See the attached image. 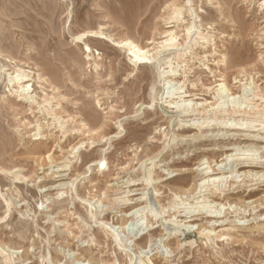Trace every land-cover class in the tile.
Wrapping results in <instances>:
<instances>
[{"label":"rangeland","instance_id":"obj_1","mask_svg":"<svg viewBox=\"0 0 264 264\" xmlns=\"http://www.w3.org/2000/svg\"><path fill=\"white\" fill-rule=\"evenodd\" d=\"M0 264H264V0H0Z\"/></svg>","mask_w":264,"mask_h":264},{"label":"bare ground","instance_id":"obj_2","mask_svg":"<svg viewBox=\"0 0 264 264\" xmlns=\"http://www.w3.org/2000/svg\"><path fill=\"white\" fill-rule=\"evenodd\" d=\"M190 2V1H189ZM189 2H187V3H189ZM187 6H188V4H187ZM192 9V8H191ZM191 12V16H195V13L194 12H192L193 10H190ZM179 12V11H178ZM177 14V13H176ZM181 15H183V14H178L176 17H175V19L177 20V23L180 21L179 19H180V17H181ZM197 16V15H196ZM198 18V17H197ZM193 19V18H192ZM197 20V19H196ZM194 21V20H193ZM193 25L195 26V24H194V22H193ZM190 30H191V27L189 28ZM188 29V35H189V37H191L192 36V32L190 31ZM102 30V29H101ZM187 31V30H186ZM173 35V34H172ZM83 37H91V39H92V37L93 38H97V39H99V40H106V41H109V40H107L108 39V36L105 34V33H103V32H91V33H89V34H84V35H82L81 37H79V38H77L78 40H81V38H83ZM95 40V39H94ZM90 41V40H89ZM167 41H174L175 42V39H174V37L173 38H171L170 40L168 39ZM169 42V43H170ZM165 43H167L166 41H165ZM164 43V44H165ZM124 45L126 46V48H127V51H128V53H129V56L131 57V63L132 64H135L136 66H138V65H143V64H150V65H154V62L152 61V58H151V56H150V53H149V51L147 50V49H141V48H139L138 46H136L132 41H129V40H127V41H125L124 42ZM168 45V44H167ZM173 45V46H172ZM174 43H172L170 46H172V48L174 47ZM85 47H84V51H85V53H89L90 55H92L93 54V50H92V48L88 45V44H85L84 45ZM123 46V45H122ZM176 46V45H175ZM167 48H169L168 46H167ZM171 48V47H170ZM164 49V48H163ZM177 49V48H176ZM171 50V49H170ZM94 55V54H93ZM2 72V71H1ZM14 75H12V80H13V86H15L16 87V89H20V92L19 91H17V92H19V94H20V96H22L23 98H24V100H26V102H29L30 104H35L34 102V100H33V97L31 96V94L34 92V91H32V89H33V85H30V82L32 81V78H31V76H30V74L29 73H26V72H18L17 70H15V72L13 73ZM161 74V73H160ZM163 74V73H162ZM161 77H162V75H160ZM172 76H174V75H172ZM160 77V78H161ZM37 103V102H36ZM184 103H186V102H184ZM188 105H190V104H188ZM198 105V104H197ZM181 106V105H180ZM221 106V105H220ZM189 109V108H188ZM185 110L184 111V114H186V113H188L189 112V110ZM223 110V109H222ZM183 113V112H182ZM225 113V112H224ZM185 116V115H184ZM186 116H187V114H186ZM238 135V134H237ZM241 135V134H240ZM247 135V134H246ZM204 136V135H203ZM245 137V135H241L240 137ZM249 136H252V135H249ZM248 135H247V137H249ZM257 136H259V135H257ZM257 136H254V138H256ZM230 138V137H229ZM239 139V138H238ZM247 139V138H246ZM240 140V139H239ZM251 140H253V139H251ZM76 148H74V150H75ZM249 149V148H248ZM49 160H50V162H53L54 160H53V158L51 157V155L49 156ZM58 173V172H57ZM54 175V174H53ZM64 175H61L60 174V176H58V175H56V177H55V175L52 177V179L54 180V182L55 183H57V182H60V181H62L63 179H61V180H58V178H62ZM58 180V181H57ZM220 180V178H214L213 179V181L214 182H217V181H219ZM208 181H210V179L208 180ZM67 183H63V184H59V185H54V186H51V191H54V190H58L59 191V189L58 188H63V187H65V185H66ZM61 191V190H60Z\"/></svg>","mask_w":264,"mask_h":264}]
</instances>
